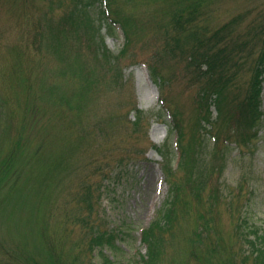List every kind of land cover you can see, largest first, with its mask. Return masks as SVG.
I'll list each match as a JSON object with an SVG mask.
<instances>
[{"label": "rangeland", "instance_id": "374dc122", "mask_svg": "<svg viewBox=\"0 0 264 264\" xmlns=\"http://www.w3.org/2000/svg\"><path fill=\"white\" fill-rule=\"evenodd\" d=\"M162 1L109 0L130 38L127 44L121 29L118 37L106 36L105 45L119 56L110 65L98 56L91 27L70 34L66 19L76 0H0V264H89L90 229L80 221L88 214L80 199L89 186L97 198L93 222L127 219L132 234L120 247L121 261L137 264L146 254L141 230L172 182L153 149L168 139L172 110L184 133L173 167L181 188L157 264H242L238 225L245 219L264 232V84L261 124L245 143L243 130L233 134L234 121L218 119L214 106L213 129L199 127L200 137L194 93L180 82L162 92L170 107L162 111L161 91L145 65L157 49ZM262 1L207 0L208 17L217 24L256 12ZM135 109L144 112L138 131ZM178 140L179 133L170 139L172 151ZM124 150L134 157L142 151L144 159L133 161L129 186L99 198L93 171L106 161L115 166ZM182 150L188 159L179 169ZM201 158L209 162L204 181Z\"/></svg>", "mask_w": 264, "mask_h": 264}, {"label": "trees", "instance_id": "16d2710c", "mask_svg": "<svg viewBox=\"0 0 264 264\" xmlns=\"http://www.w3.org/2000/svg\"><path fill=\"white\" fill-rule=\"evenodd\" d=\"M162 2L160 5H163L164 16L161 15L163 24L159 26L157 32V49L152 59L145 63L150 77L161 91V106L164 105L161 110L170 108L162 92L167 91L169 83L180 82L183 89L186 88L185 91L194 93L192 103L198 117L196 132H199V127L204 128L206 132L212 131L214 117L211 108L214 106L219 112L218 119L222 118L230 126L234 121L233 134L243 130L239 136L242 137V143H245L246 139L250 140L252 136L248 131L254 130L261 124L263 115L264 1L254 8L256 12L247 10L228 20L218 21L217 24L212 23L211 18L208 17L207 0H163ZM75 3L74 10L66 19L69 30L73 31L70 34H78L82 25L91 27L95 33L94 43L98 56L110 65L117 64L119 56L114 55L107 48L105 40L107 35L118 37L121 29L129 44L127 24L112 16L109 0H76ZM103 29L106 30L104 35H102ZM166 72L170 75L168 76ZM171 112V117L174 119L172 118L168 124V139L163 145H154L153 149L162 158L167 178L172 182L168 196L157 211L154 220L141 230L140 239L146 254H140L141 258L137 264L159 262L166 238L177 216L181 184L174 180L177 170L173 171V167L178 157L177 151L182 148L184 133L183 125L177 118L178 111ZM143 120L144 112L135 109L133 126L136 131L143 126ZM178 133L179 140L175 145L173 144L176 150L172 151L169 141ZM199 136L203 137L204 132L203 134L199 132ZM214 139L216 142V137ZM135 154L137 157L124 150L115 166L108 161L97 164L96 171H93L91 177L96 178V184L98 178L100 180L97 187L100 192L99 198H103L105 193L112 195L113 191L129 186L133 180L130 178V173L136 167L135 163L144 159L139 156L145 153L137 151ZM187 159L183 151L178 162L179 169L184 167ZM205 159L201 158L198 163L202 181H204V171L209 165ZM94 195L93 188L89 186L80 199L82 200L80 206L85 207L88 212L80 218V221L90 229V240L87 245L91 253L89 264H123L121 260L124 256L120 247L124 242L130 243L131 227L127 219L107 222L103 218L101 223L93 222L98 217L97 214L94 218L96 214L94 205L97 203ZM202 231L203 228L200 232ZM237 233L242 244L241 251L246 253L242 258V264H264V232L252 229L243 219L238 225ZM195 244L197 245L198 241ZM222 264H234V262L224 261Z\"/></svg>", "mask_w": 264, "mask_h": 264}]
</instances>
